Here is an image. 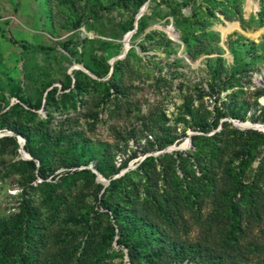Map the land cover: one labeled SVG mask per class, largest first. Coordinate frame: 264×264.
<instances>
[{
    "label": "trees",
    "instance_id": "obj_1",
    "mask_svg": "<svg viewBox=\"0 0 264 264\" xmlns=\"http://www.w3.org/2000/svg\"><path fill=\"white\" fill-rule=\"evenodd\" d=\"M147 1L112 0V3L126 9L134 5L138 14ZM45 2L51 8V0ZM191 2L183 0V5ZM226 3L225 0H202L206 16L201 19L196 13L186 18L170 12L190 59L215 55L207 58V64L213 82L211 89L218 96L242 84L235 81V74L230 76L229 70L223 68L225 58L220 36L206 20L208 17L219 19L217 11L233 20L237 13ZM146 20L147 15L138 20V32L146 29ZM158 34L165 36L163 32ZM156 35L154 32L153 36ZM65 49L68 51L69 48L65 46ZM169 51H175V48H169ZM231 52L235 53L232 48ZM180 61L175 59V62ZM235 62L238 63L236 56ZM111 68L112 74L107 81L87 78L106 95H111L113 90L118 97L124 98L120 68L117 65ZM81 75L85 74L79 72L75 75V86L69 88V92L57 95V88L49 91L45 103L42 98L33 103L31 99L18 97L19 102L8 111L3 112L4 107L0 106V129L7 128L15 134L0 138V161L6 164L7 155H19V136L26 140L24 150L32 157L6 165L7 170L19 174L24 184L20 212L0 220V264H42V246L31 244L36 236H43L47 228L40 210L33 206L31 198H27L28 188L35 190L32 184L39 178L43 182L37 187L55 204L65 200L67 191L80 188L82 184H93L99 192L103 191L101 207L115 223L110 224L103 237L102 250L112 249V242L118 236V245L128 251L130 264H184L186 261L193 264H242V261H251L247 252L264 257V133L240 131L226 122L221 124L224 118L247 121L253 105L238 103L234 94L228 104L219 107L216 101L214 108L209 109L204 102L196 107L193 98L184 95L180 114L173 126L168 125L163 114L149 116L144 123L146 141L141 153L146 155L178 144L187 137L188 130L200 133L190 137L192 149L186 155L174 152L149 156L135 170L115 178L139 156L138 151L117 162L119 151L110 145L93 143L85 132L61 126L58 130L51 128L54 104L66 101L68 107L76 110L78 97L88 102L83 97L89 95L91 89ZM205 95L200 96L199 101L207 97ZM257 95L262 96V93ZM254 105L260 107L257 101ZM41 109L47 111L48 118H40L38 111ZM251 119L254 123L264 124V107L259 116L254 114ZM71 121L67 119L66 123ZM219 126H222L221 130H218ZM211 132L215 133L208 135ZM255 162L258 165L253 167ZM89 166L110 180L108 187L95 183L98 174L92 169H80ZM60 169L66 170L63 176L56 182H48L49 176ZM206 200H210L211 214L204 222V230L212 242L203 245L185 238L180 229L187 227V215H202ZM65 219L68 224L75 225L87 221L85 216L78 218L74 211ZM256 228L259 229L257 237L254 236ZM21 238L27 247H32L29 253L20 247ZM243 242L245 251H242ZM41 243L44 244V239ZM213 244L215 246H210ZM77 250L67 246L59 254L52 253L51 262L44 264H102L98 258L90 257L92 251L85 249L78 254Z\"/></svg>",
    "mask_w": 264,
    "mask_h": 264
},
{
    "label": "rangeland",
    "instance_id": "obj_2",
    "mask_svg": "<svg viewBox=\"0 0 264 264\" xmlns=\"http://www.w3.org/2000/svg\"><path fill=\"white\" fill-rule=\"evenodd\" d=\"M201 1L192 0L189 5H183V0H148L143 14L147 15V27L138 32L139 13L135 12L134 5L126 9L113 4L112 0H51L50 8L45 0H0V106L4 107L3 112L18 103V97L31 99L33 103L42 98L45 103L48 92L53 88H57V95L67 93L75 86V75L83 72L85 75L81 77L91 89V93L83 97L88 102L78 97L76 110L68 107L66 101L54 104L51 128L58 130L61 126L85 132L93 143L110 145L119 151L117 162L138 151L139 156L115 178L135 170L149 156L159 157L174 152L186 155L192 149V144L186 146V143L191 136L200 133L188 130L187 137L178 144L146 155L141 153L146 141L144 123L149 116L163 114L168 125L173 126L180 114L184 95L192 97L196 107L204 102L213 109L216 101L221 107L236 94L238 103L253 105L248 119L241 122L224 118L221 124L229 123L240 131L253 129L239 126L261 124L259 127L264 130L263 123H254L251 119L254 114L259 116L264 107V0H225L226 5L237 13L233 20L226 19L219 11V19H206L220 36L225 58L223 68L229 70L230 76L235 74L236 82L242 83V86L237 84L239 87L223 91L220 96L211 89L213 82L207 64V58L215 55L190 59L170 14L173 11L188 18L196 13L201 19L206 16ZM154 32L156 36H153ZM125 45L130 46L127 55L113 64L120 68L125 97H118L113 90L108 96L87 76L100 82L107 81L112 72L111 62L123 55ZM169 48H175V51H169ZM175 59L181 61L175 62ZM261 93L262 96L257 95ZM204 94L207 97L199 101ZM256 101L260 107H255ZM38 114L42 119L49 117L44 109ZM67 119L72 121L66 123ZM221 129L219 126L218 130ZM12 133L7 128L0 129V138L13 136ZM20 160H28L24 158L21 146L18 156L7 155L6 164L0 161V220L20 212L24 183L19 174L6 169V165ZM257 165L255 162L253 167ZM85 168L92 169L91 166L80 169ZM65 172V169H60L47 181L56 182ZM57 175L59 177L55 178ZM42 182L40 178L33 182L35 190L28 188L27 195L33 200V206L40 210L47 228L43 236H36L31 244L42 246V264L50 263L52 253L59 254L70 245L78 249V254L85 249L92 251L90 257L98 258L102 264H130L128 251L118 245V236L112 242V249L102 250L103 237L110 224L115 223L101 207L103 191L99 192L93 184H82L80 188L67 191L65 200L55 204L37 187ZM95 183L108 187L110 180L102 182L97 177ZM205 204L202 215H187V227L180 229L185 238L203 245L212 242L204 230V222L211 214L210 200ZM71 211L76 212L78 218L85 216L87 221L81 225L68 224L65 218ZM258 231V228L254 230V236L257 237ZM218 234L221 237L222 231ZM19 245L26 253L32 248L27 247L22 238ZM243 246L242 251H245V242ZM246 254L251 261H242V264H264L263 256ZM184 264L193 263L186 261Z\"/></svg>",
    "mask_w": 264,
    "mask_h": 264
},
{
    "label": "water",
    "instance_id": "obj_3",
    "mask_svg": "<svg viewBox=\"0 0 264 264\" xmlns=\"http://www.w3.org/2000/svg\"><path fill=\"white\" fill-rule=\"evenodd\" d=\"M145 10H146V5H145V7H143L142 9H141V11L139 12V14H138V16H137V20L138 19H140L142 16H143V14H144V12H145ZM134 33V31L131 33V36H132V34ZM129 35V34H128ZM127 37V36H126ZM126 37H125V39H126ZM125 47V49H124V53H123V55H121V56H119V57H117V58H115V59H113L112 60V62H111V65H113L114 64V62L116 61V60H118V59H121V58H124L126 55H127V52L129 51V48H130V46L128 45V46H124ZM111 74H112V72H111ZM247 124V123H246ZM251 124V123H250ZM261 124H252L251 126H239L240 128H243V129H253V130H258V131H261V132H263L264 133V130L263 129H261L259 126H260ZM264 125V124H263ZM11 135H15L14 133H12ZM18 139H19V142H20V145H21V152H22V154H23V156H24V158L25 159H28V160H31L32 159V157L24 150V145H25V142H26V140L24 139V138H22L21 136H19L18 137ZM191 144V139H189L188 141H187V143H186V146H188V145H190ZM92 169H93V167H92ZM94 170V172L95 173H97L98 174V177H99V180L100 181H102V182H105V178L99 173V172H97L95 169H93ZM121 176V175H120Z\"/></svg>",
    "mask_w": 264,
    "mask_h": 264
},
{
    "label": "bare ground",
    "instance_id": "obj_4",
    "mask_svg": "<svg viewBox=\"0 0 264 264\" xmlns=\"http://www.w3.org/2000/svg\"><path fill=\"white\" fill-rule=\"evenodd\" d=\"M262 126H264V125H262Z\"/></svg>",
    "mask_w": 264,
    "mask_h": 264
}]
</instances>
